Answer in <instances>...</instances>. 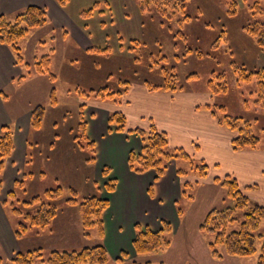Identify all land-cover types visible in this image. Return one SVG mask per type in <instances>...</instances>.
<instances>
[{"label": "rangeland", "instance_id": "rangeland-1", "mask_svg": "<svg viewBox=\"0 0 264 264\" xmlns=\"http://www.w3.org/2000/svg\"><path fill=\"white\" fill-rule=\"evenodd\" d=\"M72 1L79 2L80 7H84V10L89 9L96 1L99 2L92 17L87 19L89 24L88 29L92 34L93 46H110L112 53L110 55H99L89 51L90 48L79 50L75 44L69 42L68 37L64 36L65 34L59 30L55 31V29H52L48 22L45 26L34 29L28 34L30 37L34 33L35 37L27 53L25 50H22L21 53L30 64H33L36 60H40L44 55L50 54L51 63L49 67L51 72L56 74L57 78L51 81L48 75L33 72L23 79L25 80L24 83L17 84L16 91L12 94L10 101H7V107L13 110H24L27 107L34 108L39 104L49 105L47 107L51 108V110L47 111L49 113L40 129L43 130L40 131V139L46 141L48 138H52L54 133H57L58 137L55 136L53 138L57 141V148L59 144H71L72 142L74 154L70 152L68 156L64 157L62 171L57 172L61 176V185L64 187L66 198L68 196V187L76 188L80 193V198L94 195L90 194V192L99 195L98 191L100 188L105 193L110 194L114 192H109L105 188L107 177L103 175V168L107 165L97 162V148L96 161L91 163L87 161L89 153L80 149L76 142L73 141L74 130L79 120L80 111V100L76 93L78 87L99 89L102 86H108L112 90H118L120 89V80H130L131 87L121 97L119 103L107 101L113 106L112 110H109L107 114V122L108 126H110L109 114L112 111H121L126 115L123 108H128L126 100L128 98L127 101H129L131 90L130 97L133 101L135 87L138 88L135 94L137 95L140 91L139 88L145 86L144 80H148L153 84H160L164 75L162 67L174 68L180 76L179 83L183 85L184 89L172 94L179 92L189 93L187 94L188 96L197 100V109L201 108L209 111L204 105V103L208 102L216 104L217 110H221L220 106H224L226 110L221 112L222 115L228 114L251 121L255 133L261 136L264 141V108L255 102L257 98L256 80L253 79L249 82L239 83L237 80L238 73L233 64L235 62L237 65L244 66L249 71L258 67H264V52L257 47L243 27L247 17L245 7H241L236 16L230 17L226 13L229 0H185L187 6L186 12L192 16L191 20L180 24L178 20L184 18L181 12L172 15L171 19L157 14L153 20L146 21L144 29L140 23L138 0H109L111 1V6L109 5L112 8L111 11L108 9L107 0H85L83 4L81 3L83 0ZM101 9H104L102 13H100ZM82 18L84 17L82 16ZM10 19L14 20V17L12 16ZM207 23H211L212 26H207ZM179 30H182L187 35V40H184L181 36H176ZM223 31H225L228 40L221 36ZM132 37H140L142 40L149 41L150 43L155 38L159 39V43L162 45V53L168 55L169 59L164 61L158 60L159 58L157 57L158 62L155 64L152 60L143 58L140 65H132L127 52L120 51V44L127 45L129 39ZM120 38H122V41ZM216 39L219 41L217 46H214ZM188 47L195 49V52L193 54L187 53ZM196 49L202 51V56L197 55ZM70 56H75V60L72 62V65L76 68L73 69L75 73L71 72L73 67L65 66L66 62H68L67 59L62 63L63 58ZM150 65L153 66L151 67ZM21 67L24 73H26L27 69L23 65ZM193 73H196L197 77L187 78ZM221 73H224L226 76L228 89L227 91L212 95L209 81L214 78L216 82H219L220 79L215 78V75ZM19 79L20 77H18ZM52 89H55L58 107L50 106ZM94 101L101 100L85 101L87 105L84 109V117L87 122V134L88 118H93L97 112L94 108L93 110H88ZM201 103H203V106ZM54 123L55 125H53ZM111 131L116 132L115 129ZM229 131L233 137V132ZM193 157L197 159L196 156L193 155ZM42 158L37 156L35 160L38 161H35L33 166L32 163L30 165L27 164V167L21 171L19 178L14 181L11 190L15 188L16 181L21 180L24 175L26 176L29 170L33 173L32 178L34 177V181L36 182L31 185L32 178L27 176L28 191L25 197L29 198L31 196L29 193H43L45 189L57 187V181L53 180L54 175L57 176L52 168L55 163L49 161L51 165H48L46 161L45 163L40 162L39 160ZM209 166V173L205 178H199L195 172L187 176L186 179L195 185V195L192 200L182 195V186H180V198L176 201V205L177 209L179 206L184 211L182 216L179 215L182 219L181 227L173 233L170 249L163 256L153 255L151 264L258 263L264 244L263 239L259 237L260 233H264V220L256 231L257 251L255 254L247 257L235 256V259L230 258L232 261L227 259L226 256L233 257L228 254H225L223 260L214 258L211 255L207 238L200 230L201 222L211 209L233 206L234 201L228 197L227 191L221 183L215 180L216 177L212 179L210 185H206L211 173V165ZM31 168L34 170H31ZM81 175L85 177L84 183L72 186L71 179H78ZM233 176L236 177L235 175ZM96 177L100 184L96 183L98 189L95 188L96 184H94ZM110 177L116 178L112 175V172H110ZM179 178L181 179V184L183 180H186L183 177ZM116 180L118 186V179L116 178ZM158 181L159 179H153L148 189L150 195L153 194L154 184ZM91 184H94V186ZM240 187L242 189L245 188L241 184ZM2 189L3 185L0 192ZM246 190L245 188L243 191L247 194ZM17 192L20 197L24 194L22 188L18 189ZM8 193L4 194L1 204L7 198ZM251 201L254 203L253 200ZM61 206L57 218L39 234L35 232L41 228H34L21 240L16 238L18 242L16 243L18 247L17 252L43 247L46 258L53 249H81L85 246L103 242L104 237L100 239L98 230L95 228L91 230L92 236L85 235L77 205L63 204ZM3 209L9 218L14 232L16 220L11 217V212L5 206H3ZM243 213L244 211H238L239 220L230 225L231 230H238L240 228V220L243 218ZM209 238L213 239L214 235H209ZM9 247L11 246L9 245ZM17 252L13 254V257ZM0 256L4 260L2 264H12L11 259L13 257L6 244L0 243ZM128 258V256L125 257V259ZM128 260H131V258ZM111 263L114 264V261Z\"/></svg>", "mask_w": 264, "mask_h": 264}, {"label": "trees", "instance_id": "trees-1", "mask_svg": "<svg viewBox=\"0 0 264 264\" xmlns=\"http://www.w3.org/2000/svg\"><path fill=\"white\" fill-rule=\"evenodd\" d=\"M58 3L65 7L69 0H57ZM109 11L111 4L106 1ZM226 13L230 17L236 16L241 7H245L247 11L246 22L244 29L252 38L257 47L264 52V0H229L227 3ZM99 5L96 1L93 6L87 10H83L81 15L84 26H89L86 22L91 18L94 10ZM110 5V6H109ZM185 0H138V11L140 13V23L145 29L147 20H153L157 14L172 18V15L181 12L184 18L178 21L183 24L185 21L191 20L192 16L186 12ZM104 9L100 10V13ZM49 22V17L45 8L31 5L24 10L18 12L14 20L8 19L6 16H0V42L9 46L20 66H24L27 72L20 75V79L31 75L33 72H39L48 75L50 80L54 81L57 76L50 70L51 57L50 54L44 55L40 60H36L33 64L27 62L22 56V41L34 29L41 28ZM106 24V22H104ZM207 26H212L207 23ZM176 36L183 37L187 40V35L179 30ZM224 39L228 37L223 31ZM122 41V38H120ZM149 41L142 40L140 37H132L127 45L120 44V51L127 52L130 56L131 64L138 66L142 63V59L152 60L157 64L158 60L167 61L169 56L162 53V45L159 39ZM216 39L214 46H217ZM195 49L188 47L187 53L193 54ZM197 55L202 56V51L196 49ZM89 51L99 55H110L112 48L110 46L98 47L93 46ZM126 54V53H125ZM178 57V55H176ZM159 58L158 60L156 58ZM235 70L238 73V82L245 83L253 79L256 80L257 98L255 102L264 108V67H258L254 70H247L244 66L237 65L233 62ZM151 67L153 65H150ZM163 78L160 84H153L148 80H144V85L150 91H165L175 93L184 89L179 83L180 76L174 68L170 69L163 66ZM197 77L196 73L190 74L187 78ZM215 78L220 79L216 82L215 79L209 81L210 92L212 95L227 91L228 84L224 73L215 75ZM19 79V80H20ZM131 82L128 79L120 80V89L112 90L108 86H102L99 89L77 88V96L79 103V120L74 130L73 141L78 147L87 153L89 158L87 161H96V145L87 134V122L84 117V109L86 102L90 100L111 101L119 103L121 97L130 89ZM50 106L58 105V100L55 94V89H52L50 94ZM205 108L209 109L212 114L218 118L220 124L227 127L233 132L232 147L234 150L251 149L257 150L264 147L263 138L257 135L254 131L253 123L242 117H233L228 114H221L225 111L224 106H220L221 110H217V105L213 103H205ZM49 106V105H47ZM45 105H36L31 111V127L34 130H40L47 116L48 107ZM109 124L111 130H116L117 133H128L138 136L142 143L140 152L131 151L128 158V165L131 171L135 173H146L150 170L156 172L155 179L158 180L167 172L171 162L177 163V174L179 177L186 179L192 172L196 173L199 178L207 177L209 173V163L202 158L195 159L184 147H172L169 142L167 131L160 130L152 123L149 129L143 128H128L127 117L121 111H112L109 114ZM72 130V129H71ZM13 130L9 125H4L0 131V190L3 185V172L7 160L10 158L14 150ZM58 137V134H57ZM111 168L105 166L103 175L107 177L105 188L109 192L115 191L117 187L116 178L110 177ZM43 175V174H41ZM32 178L33 173L23 176L21 180H17L15 188L8 193L6 199L2 201L10 212L11 217L15 218L14 233L18 240H21L28 232L34 228L38 229L35 233L39 234L46 229L48 225L57 218L61 205L70 204L77 205L80 219L85 230L86 236H92L91 230L97 229L99 238L104 237V212L109 207V200L101 195H88L80 198V193L76 188L68 187V196L64 191V187L60 182L55 188L45 189L43 193L30 194L29 198L25 197L28 189L26 178ZM217 182L226 189L227 195L234 201L233 206L225 208L211 209L200 225L201 232L207 238V244L214 258L222 259L225 254L236 257H247L257 251V235L261 222L264 220V206L258 203H252L250 197L243 191L236 177L226 174L224 177H216ZM182 195L188 199L194 198V183L183 180ZM251 186H246L250 188ZM256 188L257 186H253ZM22 188L24 193L22 197L17 190ZM66 198V199H65ZM178 213L182 216L183 209L178 206ZM238 211H244L243 218L240 220V228L231 230L230 225L238 219ZM173 225L166 220H162V227L159 230H153L149 227H144L140 223L135 225V237L133 246L139 255H147L152 253L162 252L167 250L173 239ZM209 235H214L213 239ZM259 237L263 239L264 233H260ZM128 254L123 252L122 257H127ZM120 264L122 258L113 260L107 247L103 242L95 245L85 246L81 249H53L45 258L43 247H37L26 251H19L11 259L12 264ZM4 263L0 256V264ZM8 264V263H6ZM130 264H151V261H132ZM163 264V263H162ZM257 264H264V244L262 253Z\"/></svg>", "mask_w": 264, "mask_h": 264}, {"label": "crops", "instance_id": "crops-1", "mask_svg": "<svg viewBox=\"0 0 264 264\" xmlns=\"http://www.w3.org/2000/svg\"><path fill=\"white\" fill-rule=\"evenodd\" d=\"M84 2L85 0L81 3ZM109 3L111 4V1ZM31 5L45 8L52 29L65 34L69 42L75 44L79 50H86L94 45L88 26H84L81 15L84 7H80L79 2L69 0L67 6L63 7L56 0H0V16L4 15L10 19ZM34 37L33 33L23 39L22 47L26 53ZM65 59L68 61L65 66L73 67L71 72L75 73L73 69L76 68L72 65L75 56L63 58L62 63ZM23 72L13 50L0 42V131L2 126L9 125L14 134V150L6 162L2 177L3 189L0 192V243L8 246L12 257L17 252L18 242L1 204L4 194L12 189L14 181L19 178L27 164L32 163L33 166V163L38 161L35 160L37 156L43 157L40 162L46 161L48 165H51L49 161L55 163V167L52 168L57 176L53 174V180L61 183V176L57 172L62 171L64 157L70 152L74 154L72 142L59 144L57 148V141L53 139L57 133L46 141L40 139V131L43 130H34L31 127L33 107L24 110L7 107V101H10L16 91L17 84L25 81L23 79L26 77L18 80ZM137 89L136 87L134 89L133 101L130 97L131 90L130 99L126 100L128 108H123L127 115L128 128L148 129L154 123L158 129L167 131L172 147H184L191 155L203 158L211 165L210 179L207 180L206 185H210L214 177L233 174L245 188L257 185L256 188H247L246 192L251 200L264 206V147L258 150H234L231 144V132L220 125L217 117L211 112L197 109L198 102L188 96L189 93L152 92L143 86L139 88V94L135 95ZM201 104L203 106V103ZM93 108L97 112L93 118H88V134L97 148V162L109 166L112 175L118 179L116 190L110 194L103 192L101 188L98 191L96 183L99 184V181L97 177L94 179L98 194L109 200V207L104 213L103 243L113 260L122 258L120 264L151 261L153 255L163 256L170 247L158 253L137 254L133 246L135 225L140 223L144 227L159 230L162 227V220H166L173 225L174 232L181 227L182 219L176 205V201L180 198L181 186V179L177 175V164L175 162L169 164L167 172L154 184L153 194L150 195L148 189L156 177V172L150 170L142 174L134 173L128 165L130 152L141 151L140 138L134 134L117 133L109 129L107 114L113 108L109 102L94 101L88 110ZM84 179L85 177L81 175L78 179H71V184L77 186L84 183ZM35 182L33 177L30 184ZM90 194L96 193L90 192ZM123 252H126L128 259L131 260L123 258ZM226 257L229 261L230 258H236Z\"/></svg>", "mask_w": 264, "mask_h": 264}]
</instances>
